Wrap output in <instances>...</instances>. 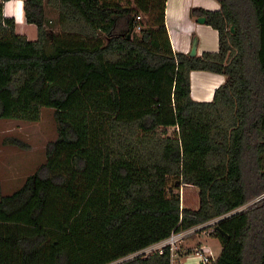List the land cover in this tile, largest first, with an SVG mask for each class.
Here are the masks:
<instances>
[{"label": "trees", "instance_id": "1", "mask_svg": "<svg viewBox=\"0 0 264 264\" xmlns=\"http://www.w3.org/2000/svg\"><path fill=\"white\" fill-rule=\"evenodd\" d=\"M8 1L0 120L52 109L57 137L0 195V264H168L166 250L122 260L213 220L214 264H264V199L241 210L264 194V0L192 8L219 39L196 57L172 50L166 0H53L58 32L43 0H22L34 41L3 15ZM192 71L225 78L211 102L191 99ZM169 177L194 190H168Z\"/></svg>", "mask_w": 264, "mask_h": 264}, {"label": "rangeland", "instance_id": "2", "mask_svg": "<svg viewBox=\"0 0 264 264\" xmlns=\"http://www.w3.org/2000/svg\"><path fill=\"white\" fill-rule=\"evenodd\" d=\"M121 3L125 4L126 1ZM129 4L134 7L132 0L129 1ZM5 8H8L7 5ZM43 10L48 26L52 31L58 32L59 11L53 0H43ZM139 15V25L143 28L147 17L140 13ZM30 27L32 26H28V30L25 32L27 37H31V32L28 33V31H31ZM56 137L57 125L52 109L42 108L40 118L36 122L0 120V195H10L22 186L26 178L32 175L45 162L46 146L54 141ZM177 185H179V189H176ZM167 189L171 191L194 190L189 186L183 185L181 180L173 177H169ZM257 199L249 201L241 210L254 206ZM209 233V229L206 231L201 229L196 234L186 237L183 242L192 246L197 240H203L202 244L208 243L211 255L217 258L220 253V246L217 241L206 236ZM186 245L184 246L183 244L181 246L183 251L194 249H187ZM129 259L130 256L122 261Z\"/></svg>", "mask_w": 264, "mask_h": 264}, {"label": "crops", "instance_id": "3", "mask_svg": "<svg viewBox=\"0 0 264 264\" xmlns=\"http://www.w3.org/2000/svg\"><path fill=\"white\" fill-rule=\"evenodd\" d=\"M6 5L8 8H5ZM192 8L217 11L219 4L215 0H166L165 26L172 50L188 55L191 49L192 38L195 37L197 39L196 56H201L203 53H217L219 50L217 31L205 24H198L196 19H191L189 17V11ZM3 15L14 19L16 34L23 35L30 41L36 39L37 31L35 26L25 22L22 0H9L6 2L3 6ZM28 26H32L30 27L31 31H28V33L31 32V37H27L25 34ZM224 81L225 78L219 74L205 71H192L190 73L191 99L199 103L211 102L215 90L223 85ZM206 236L217 241L209 235ZM202 242L203 240H197L192 246L186 245L183 242L182 245H186L187 249L197 246L206 247L210 251L208 243L202 244ZM217 243L220 246L218 241ZM219 252H221V246ZM185 262L186 264H198L196 259L188 257Z\"/></svg>", "mask_w": 264, "mask_h": 264}, {"label": "built area", "instance_id": "4", "mask_svg": "<svg viewBox=\"0 0 264 264\" xmlns=\"http://www.w3.org/2000/svg\"><path fill=\"white\" fill-rule=\"evenodd\" d=\"M140 17H136L133 22V30L139 31L141 29L139 25ZM257 202L264 199V194L257 197ZM256 203V202H255ZM217 222L213 220L203 226L194 227L185 231L172 232L170 236L162 242L149 246L133 255H130V259L134 257L146 258L152 254H162L165 250L168 252V264H186L185 260L188 258H194L198 264H214L216 258H214L210 251L206 247L197 246L187 253V250H182L181 246L186 237L196 234L199 230L206 226L212 227ZM206 231V230H205Z\"/></svg>", "mask_w": 264, "mask_h": 264}, {"label": "water", "instance_id": "5", "mask_svg": "<svg viewBox=\"0 0 264 264\" xmlns=\"http://www.w3.org/2000/svg\"><path fill=\"white\" fill-rule=\"evenodd\" d=\"M198 24H205V18L200 17L196 19ZM133 32V28H131L130 33L128 34V39H130L131 33ZM231 32L233 33V28H231ZM196 45H197V39L195 37L192 38V44L190 52L188 53L189 57H195L196 56ZM217 231H219L218 228H215Z\"/></svg>", "mask_w": 264, "mask_h": 264}, {"label": "bare ground", "instance_id": "6", "mask_svg": "<svg viewBox=\"0 0 264 264\" xmlns=\"http://www.w3.org/2000/svg\"><path fill=\"white\" fill-rule=\"evenodd\" d=\"M195 82V81H194Z\"/></svg>", "mask_w": 264, "mask_h": 264}]
</instances>
